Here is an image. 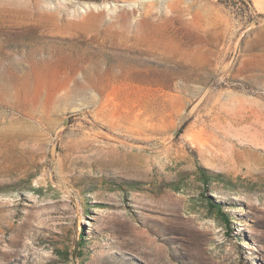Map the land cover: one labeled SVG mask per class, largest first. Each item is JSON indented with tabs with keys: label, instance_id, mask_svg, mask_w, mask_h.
I'll return each mask as SVG.
<instances>
[{
	"label": "rangeland",
	"instance_id": "rangeland-1",
	"mask_svg": "<svg viewBox=\"0 0 264 264\" xmlns=\"http://www.w3.org/2000/svg\"><path fill=\"white\" fill-rule=\"evenodd\" d=\"M0 264H264V0H0Z\"/></svg>",
	"mask_w": 264,
	"mask_h": 264
},
{
	"label": "trees",
	"instance_id": "trees-1",
	"mask_svg": "<svg viewBox=\"0 0 264 264\" xmlns=\"http://www.w3.org/2000/svg\"><path fill=\"white\" fill-rule=\"evenodd\" d=\"M205 177L207 178V175H206V174H205ZM208 177H209V176H208ZM215 177H216L218 180H224V179H222V177H221L220 174L216 175ZM218 210H221V208L218 207ZM221 214L224 215V216H226V214L223 213V212H222ZM225 221L228 222V219L225 218Z\"/></svg>",
	"mask_w": 264,
	"mask_h": 264
}]
</instances>
